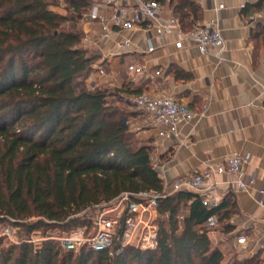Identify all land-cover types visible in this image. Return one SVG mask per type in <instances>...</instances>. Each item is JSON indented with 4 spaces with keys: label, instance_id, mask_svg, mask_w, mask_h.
<instances>
[{
    "label": "trees",
    "instance_id": "trees-1",
    "mask_svg": "<svg viewBox=\"0 0 264 264\" xmlns=\"http://www.w3.org/2000/svg\"><path fill=\"white\" fill-rule=\"evenodd\" d=\"M157 1L185 30L203 19L195 0ZM66 2L69 13L61 14L51 9L56 0H0V224L18 228L19 240L1 234L0 264H223L225 253L204 223L215 216L232 230V194L212 208L193 191L160 198L155 249L129 245L111 258L86 246L65 250L56 238L91 225V210L125 193L164 190L154 147L123 121L131 112L115 100L117 90L87 83L100 55L84 47L81 22L94 3ZM263 9L259 0L243 13ZM251 38L262 43L263 20ZM175 74L191 78L180 68ZM35 231L45 237L37 247L29 241ZM263 262L257 252L229 264Z\"/></svg>",
    "mask_w": 264,
    "mask_h": 264
},
{
    "label": "crops",
    "instance_id": "crops-1",
    "mask_svg": "<svg viewBox=\"0 0 264 264\" xmlns=\"http://www.w3.org/2000/svg\"><path fill=\"white\" fill-rule=\"evenodd\" d=\"M195 1L203 8L198 25L215 23L222 29L224 49L220 53L211 47L202 54L193 41H185L184 48L178 49L174 36L153 29L114 27L113 34L104 38L99 22L85 20L81 23L83 45L100 55L87 83L117 90L121 96L117 101H124L131 112L127 117L131 130L153 145L154 163L161 177L166 174L169 181L186 172L206 169L210 163L224 162L234 154L246 156L247 177L254 179L250 186L236 189L229 174H215L210 182L217 184L222 200L232 194L237 203V212L227 221L232 230L221 227L219 232L226 237L235 235V245L238 236L251 237V248L240 250L236 245L237 253L245 258L260 252L264 259V39L257 45L251 38V29L259 20L264 21V9L246 16L245 4L259 0ZM173 17L170 7L163 5L160 19L168 23ZM123 39L130 40L129 47L118 46ZM136 62L147 63L149 72L131 73L128 66ZM176 68L185 70L191 78H177ZM157 70L162 75H156ZM140 93L170 95L197 115L191 122L181 123L175 137L162 138L157 135V127L151 125L149 114L130 104Z\"/></svg>",
    "mask_w": 264,
    "mask_h": 264
},
{
    "label": "built area",
    "instance_id": "built-area-1",
    "mask_svg": "<svg viewBox=\"0 0 264 264\" xmlns=\"http://www.w3.org/2000/svg\"><path fill=\"white\" fill-rule=\"evenodd\" d=\"M104 4L103 7L101 4H94L83 14L82 19L99 22L104 38L113 34L114 27L124 30L153 29L159 34L174 36V44L178 49L184 48L185 41H193L202 54H206L211 47L218 49L219 53L224 49L219 25L211 23L185 30L175 17L168 23L164 22L160 19L163 5L157 0H105ZM117 44L126 48L131 42L123 39ZM153 49L150 47L149 51ZM128 70L136 75H145L149 72V67L147 63L136 62L129 65ZM156 75H162V72L157 70ZM130 104L149 114L151 125L157 127V135L162 138L176 136L179 125L191 122L197 115L186 103L164 94L140 93L133 96ZM246 158L234 154L224 162L210 163L206 169L186 172L172 181L163 174L162 192L147 190L134 197L125 193L110 203L100 205L91 227H78L56 238L65 250L80 251L86 246L96 252H106L111 258L120 255L129 245L143 250L155 249L159 245V199L173 191H193L199 194L203 205L217 207L222 202V197L217 184L210 182L211 178L215 174H229L234 178L233 186L236 189L247 188L254 183V179L247 177ZM261 195L264 197V185ZM216 223L215 216L204 223L209 234L216 231ZM2 234L7 235L13 242H19L15 229L6 228ZM40 234V231H35L29 240L35 247L45 239L44 236H35ZM253 243V239L247 235L236 238V245L240 250L250 249Z\"/></svg>",
    "mask_w": 264,
    "mask_h": 264
},
{
    "label": "rangeland",
    "instance_id": "rangeland-1",
    "mask_svg": "<svg viewBox=\"0 0 264 264\" xmlns=\"http://www.w3.org/2000/svg\"><path fill=\"white\" fill-rule=\"evenodd\" d=\"M94 4H102V3H104L105 2V0H91ZM51 9L53 10V9H55V10H58V11H62L64 14H66V13H69V10H68V8H67V2H66V0H56V3H53L52 5H51ZM82 23V22H81ZM67 26L69 27L70 26V24H67ZM262 42V41H261ZM90 51H93V52H96V50L94 49V48H91V49H89ZM98 61V60H97ZM97 61L94 63V65L97 63ZM118 96H120V95H118ZM121 97V96H120ZM122 98H124V97H122ZM118 99V97L117 98H115V100H117ZM121 105L125 108V109H127V110H129L128 108H127V106H126V104H125V102L124 101H122L121 102ZM130 117V116H129ZM127 117H124V119H126ZM126 123H128V118H127V120H126ZM129 124V123H128ZM129 126H131V124H129ZM131 128V127H130ZM102 206V205H101ZM101 206H99V207H101ZM99 207H97L96 209H93V210H91L90 211V215H91V225H93V220H94V218H95V216H96V214H97V211H98V208ZM7 225V223H4V224H0V236H1V234L5 231V226ZM91 225L89 226V227H91ZM214 228L216 229V231L214 232V233H212V234H210V236H211V239H212V243H213V245L214 246H219V247H221L222 249H224V253H225V259H224V264H229V262L232 260V259H234V258H236V257H238V258H241V256H240V254L239 253H237V251H238V249H237V247H236V245H235V243H234V238H235V235H233V236H228V237H226V236H224V235H222L220 232H219V230L221 229V224H219L218 222L216 223V225L214 226ZM15 230L16 231H18V228H15ZM244 234V233H243ZM17 235V234H16ZM15 235V236H16ZM36 237H38V236H43V234H42V232H41V234L40 235H35ZM3 241H4V243H7L8 242V240L6 239V238H4L3 239Z\"/></svg>",
    "mask_w": 264,
    "mask_h": 264
},
{
    "label": "water",
    "instance_id": "water-1",
    "mask_svg": "<svg viewBox=\"0 0 264 264\" xmlns=\"http://www.w3.org/2000/svg\"><path fill=\"white\" fill-rule=\"evenodd\" d=\"M127 118L126 119H123L124 122H126ZM172 137H175L174 135Z\"/></svg>",
    "mask_w": 264,
    "mask_h": 264
}]
</instances>
